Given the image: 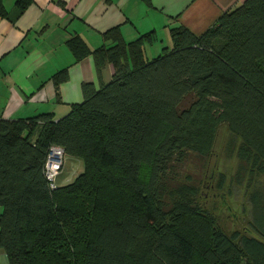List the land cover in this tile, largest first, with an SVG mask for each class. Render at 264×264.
<instances>
[{
  "label": "trees",
  "instance_id": "obj_1",
  "mask_svg": "<svg viewBox=\"0 0 264 264\" xmlns=\"http://www.w3.org/2000/svg\"><path fill=\"white\" fill-rule=\"evenodd\" d=\"M32 1L15 0L16 16ZM104 38L111 45L93 50L78 35L66 42L76 60L91 54L100 81L83 83L68 113L0 118L9 264H196L190 235L205 243L207 264H264V181L250 195V229L228 236L196 206L192 177L178 173L189 153L207 156L226 122L264 177V0H243L199 35L172 27L171 46L151 58L150 34L125 43L115 27ZM106 63L113 73L103 83ZM67 75L52 76L56 93ZM51 145L84 165L54 188L45 177Z\"/></svg>",
  "mask_w": 264,
  "mask_h": 264
},
{
  "label": "crops",
  "instance_id": "obj_2",
  "mask_svg": "<svg viewBox=\"0 0 264 264\" xmlns=\"http://www.w3.org/2000/svg\"><path fill=\"white\" fill-rule=\"evenodd\" d=\"M243 0H33L16 16L15 0H3L8 16L0 15V118L22 119L50 113L58 119L83 100L81 86H99L91 54L76 60L67 40L80 36L87 46L111 45L104 33L119 28L125 43L150 34L143 49L147 58L171 46L170 29L182 25L199 35L218 17ZM155 42V44L153 43ZM155 52L148 54L154 45ZM149 47V48H148ZM66 68L67 79L56 86L52 76ZM113 67L106 63L101 81ZM0 264H9L0 250Z\"/></svg>",
  "mask_w": 264,
  "mask_h": 264
},
{
  "label": "rangeland",
  "instance_id": "obj_3",
  "mask_svg": "<svg viewBox=\"0 0 264 264\" xmlns=\"http://www.w3.org/2000/svg\"><path fill=\"white\" fill-rule=\"evenodd\" d=\"M153 43L145 45L151 47ZM156 46L158 44L147 53L155 52ZM242 147L241 138L230 130L226 122H221L207 156L189 153L178 171L180 178L186 174L192 177L198 189L196 206L208 214L216 227L228 236L236 231L244 233L250 229V195L264 181V177L252 167V162L241 157ZM83 168L80 159L63 155L56 183L64 185L72 182ZM147 173L148 168L144 166V178ZM190 238L195 247L196 264H207L202 257L205 243L194 235H190Z\"/></svg>",
  "mask_w": 264,
  "mask_h": 264
},
{
  "label": "built area",
  "instance_id": "obj_4",
  "mask_svg": "<svg viewBox=\"0 0 264 264\" xmlns=\"http://www.w3.org/2000/svg\"><path fill=\"white\" fill-rule=\"evenodd\" d=\"M63 149L58 145H51L45 161V177L50 188L55 187V180L62 167Z\"/></svg>",
  "mask_w": 264,
  "mask_h": 264
}]
</instances>
